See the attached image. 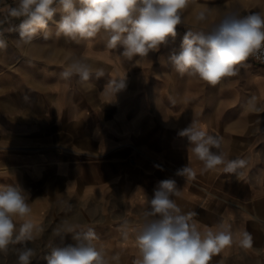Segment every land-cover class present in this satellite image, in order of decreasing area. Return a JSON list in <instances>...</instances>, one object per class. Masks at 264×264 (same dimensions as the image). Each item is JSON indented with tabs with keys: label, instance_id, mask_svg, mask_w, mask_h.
Instances as JSON below:
<instances>
[{
	"label": "crops",
	"instance_id": "1",
	"mask_svg": "<svg viewBox=\"0 0 264 264\" xmlns=\"http://www.w3.org/2000/svg\"><path fill=\"white\" fill-rule=\"evenodd\" d=\"M16 3L10 0L9 7ZM19 23L0 15V187L29 194L26 219L39 228L54 209L62 215L58 228L73 229L61 247L92 228L97 249L118 257L111 264H134L136 235L153 219L146 214L154 189L174 179L180 195L172 199L182 213H196L199 230L223 224L233 233L234 242L209 264H264V65H238L239 76L223 78L214 97L190 89L177 94L158 79L137 78L120 52L96 45V37L73 41L58 36L50 22L49 39L40 32L23 44L14 30ZM76 60L90 65L87 81L62 78ZM122 79L123 90H106ZM205 103L208 110L200 106ZM191 122L222 138L213 151L247 161L239 176L222 166L201 171L187 138L178 135ZM186 165L196 174L176 175ZM242 232L252 237L250 248L239 245Z\"/></svg>",
	"mask_w": 264,
	"mask_h": 264
},
{
	"label": "clouds",
	"instance_id": "2",
	"mask_svg": "<svg viewBox=\"0 0 264 264\" xmlns=\"http://www.w3.org/2000/svg\"><path fill=\"white\" fill-rule=\"evenodd\" d=\"M189 3L190 0H17L16 6L7 9V15L20 18L14 30L23 44H30L40 32L43 39H49L47 29L54 22L57 35L73 41L91 40L104 32L108 36L107 47L122 46V55L132 60L159 51L169 38L175 40ZM58 13L60 19L56 21L54 17ZM196 19L205 21L206 12H199ZM4 46V40L0 39V47ZM253 56L264 58V14L261 13L229 14L208 31H186L179 53L173 52L169 62L181 75L198 77L215 86L224 77L237 75V66ZM91 74L89 64L76 60L61 76L69 80L75 75L87 81ZM96 75L102 76L103 72L97 71ZM125 87V79L112 80L106 90L115 95ZM254 100L249 102L253 109L256 108ZM178 135L187 138L191 151L203 164L202 172L222 166L223 172L239 176L241 173L237 170L246 166L244 159L229 160L222 151H213L221 149L222 138L209 134L195 122ZM195 174L187 165L176 172L178 176ZM173 195H180L174 179L162 180L154 189L146 214L153 219L146 220L136 235L139 255L134 264H209L214 255L234 242L230 226L221 224L215 231L199 230L192 220L196 213H182ZM28 200L29 194L18 186L0 187V254H7L10 245H20L16 249L17 264H32L36 252L28 242L41 231L26 219L31 213ZM62 231L71 233L73 229L58 228L55 234L60 236ZM73 239L74 245L52 247L44 258L46 264H111L112 259H118L106 258L97 249L92 228L77 232ZM238 243L250 248L252 237L242 232Z\"/></svg>",
	"mask_w": 264,
	"mask_h": 264
},
{
	"label": "rangeland",
	"instance_id": "3",
	"mask_svg": "<svg viewBox=\"0 0 264 264\" xmlns=\"http://www.w3.org/2000/svg\"><path fill=\"white\" fill-rule=\"evenodd\" d=\"M10 0H0V15H6L9 8ZM204 11L207 14L205 21H197L196 16L199 12ZM252 13L264 14V0H190L188 7L183 11L182 24L177 27V36L175 40L169 38L166 45H162L157 52H150L147 57L136 56L132 60L122 55L123 47L118 46L116 49L120 52L122 60L129 64L130 68L137 78L143 79L148 83L153 79H158L162 85H171L176 90L177 94H183L188 89L192 95H208L214 97L216 94L217 85L213 86L207 82L199 79L198 77H192L187 74L181 75L169 62V56L175 52L179 53L181 41L186 31H208L210 28L218 23L224 16L229 14L248 15ZM108 36L106 33H99L95 42L96 45L107 46ZM247 62L252 61L257 65H264L256 62L249 57ZM238 67V74H240V68ZM232 77V76H231ZM231 77H224L225 80H229ZM219 84V83H218ZM226 95V92H224ZM205 110H208V104H200ZM224 122L226 120H223ZM51 211V210H50ZM62 215L57 214L56 210H52L46 217L44 222L35 233L36 238L31 241V247L35 249L36 255L32 260V264H46L44 259L51 252L52 247L60 246V240L66 231H62L60 236L55 234L58 225L61 222ZM19 228V226H17ZM9 246L7 254H0V264H17L16 249ZM14 250L13 253L11 251ZM12 254L15 255L14 259Z\"/></svg>",
	"mask_w": 264,
	"mask_h": 264
},
{
	"label": "built area",
	"instance_id": "4",
	"mask_svg": "<svg viewBox=\"0 0 264 264\" xmlns=\"http://www.w3.org/2000/svg\"><path fill=\"white\" fill-rule=\"evenodd\" d=\"M253 60H255L256 62H259V63H262V64H264V58H262V59H257L256 57H251Z\"/></svg>",
	"mask_w": 264,
	"mask_h": 264
}]
</instances>
